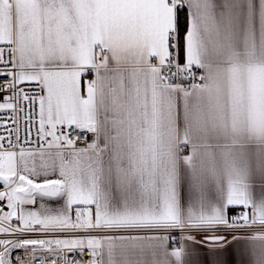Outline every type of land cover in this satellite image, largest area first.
Returning a JSON list of instances; mask_svg holds the SVG:
<instances>
[{"label":"snow or ice","instance_id":"snow-or-ice-1","mask_svg":"<svg viewBox=\"0 0 264 264\" xmlns=\"http://www.w3.org/2000/svg\"><path fill=\"white\" fill-rule=\"evenodd\" d=\"M0 264H264V0H0Z\"/></svg>","mask_w":264,"mask_h":264}]
</instances>
